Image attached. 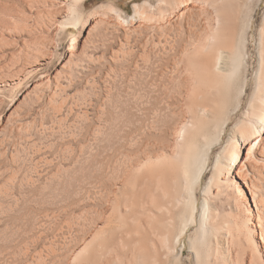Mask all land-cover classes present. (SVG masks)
<instances>
[{"label":"bare ground","instance_id":"1","mask_svg":"<svg viewBox=\"0 0 264 264\" xmlns=\"http://www.w3.org/2000/svg\"><path fill=\"white\" fill-rule=\"evenodd\" d=\"M118 1L0 0L1 261L264 264V0Z\"/></svg>","mask_w":264,"mask_h":264},{"label":"rangeland","instance_id":"2","mask_svg":"<svg viewBox=\"0 0 264 264\" xmlns=\"http://www.w3.org/2000/svg\"><path fill=\"white\" fill-rule=\"evenodd\" d=\"M103 1H109V0H89L88 5H86L85 13L92 11L97 6L102 4ZM146 1H149L153 5H155L159 0H119L118 5L120 8L125 10V12L128 14L129 17L130 16L132 17L134 15V10H133L134 5L135 4H142ZM255 1L256 0H250L248 5H249V7L251 6L250 7L251 9L255 7L256 2H257V1L255 2ZM259 16H262V11H259ZM257 25L258 24H256L252 28H250V30L246 31V35H245L246 40L244 39L245 44H244V48H243V50H244V56L243 57L244 58H243V63H242V67H241V72H240L239 81L237 84V89H235V86H234L231 97L228 100L229 105H230V106L228 105L229 107L227 106L228 112L236 113V112L240 111V113H241L240 115H243L247 111V109L250 107V104L253 101V96L256 92L255 90L257 89V85H258V72H259V65H260V61H259L260 60V57H259L260 56V41H259V34H258L259 31H258ZM73 32L74 33L67 35L66 37L65 36L59 37L57 42L61 45H64L65 43L67 44L68 41L70 39H72L75 36V34H77V32H78L77 28H74ZM60 52H61V48H59L58 53H60ZM1 62H4L3 58L0 59V67L2 64ZM143 65H144V58H143ZM3 72L2 71L0 72L1 75L3 76L2 77L3 79L0 76L1 82H2V80L5 81L6 80L5 78H8V77H6V76H8L7 71H5V69H4ZM15 95H16V93H13V94L1 93L0 94L1 98L6 96V97H4L5 99L0 98V100L3 101V106L0 109V113H2V110H3V112L5 111L7 106L10 104L9 99L11 100ZM74 95H76L75 97H77L78 92L75 91ZM31 113H33V111ZM43 120L44 121L42 122V120L38 119V121H37L38 124L41 125V123H43L44 125H46L45 127L51 126L53 123L57 125V123L55 121L53 122L50 119V116H47L46 120L45 119H43ZM51 122H53V123H51ZM73 122H74L73 119L68 121V123H71L69 125H72ZM68 123H67V125H68ZM230 133H231V131H230ZM230 133H228V135ZM12 138H11V140L13 141ZM216 157H217V155L215 154L214 158H216ZM3 226H4V223H3V225L2 224L0 225L1 228H3ZM10 244H12V243L10 242ZM10 251H11L10 248L6 247L5 249H3L2 253L5 255V253L8 254ZM186 256H188V255H186ZM0 257H1V255H0ZM1 259L2 258H0V263L2 262L1 264H5V262H4L5 260L1 261ZM189 260H184L183 264H194V261H193L194 258H191Z\"/></svg>","mask_w":264,"mask_h":264}]
</instances>
